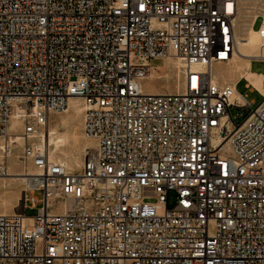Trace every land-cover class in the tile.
Here are the masks:
<instances>
[{"label":"built area","instance_id":"obj_1","mask_svg":"<svg viewBox=\"0 0 264 264\" xmlns=\"http://www.w3.org/2000/svg\"><path fill=\"white\" fill-rule=\"evenodd\" d=\"M237 14L238 0H0V179L14 155L24 178L0 264H264V88L246 80L255 104L210 74L237 51ZM257 32L264 64V18ZM170 57L182 89L145 91ZM71 97L94 142L77 170L43 143Z\"/></svg>","mask_w":264,"mask_h":264},{"label":"bare ground","instance_id":"obj_2","mask_svg":"<svg viewBox=\"0 0 264 264\" xmlns=\"http://www.w3.org/2000/svg\"><path fill=\"white\" fill-rule=\"evenodd\" d=\"M243 4H248V2H255L254 9L256 13L253 14L252 20L250 24H238L236 18L235 24V35L237 42V51L234 56L227 62H222L215 64L211 67L210 74L213 82H216L220 85L223 84H235L241 77L248 79L247 81L252 85L253 88L257 90L259 88V92L263 91V76L262 74L253 73L250 71L251 67V56H254L258 53V49L260 44H263V40L260 39L257 30H254V24L257 21V11L261 10L260 5L262 0H242ZM239 15V7L238 14ZM264 18V14L260 17ZM162 62H167L166 64L172 63L181 71V64L177 58H167L164 60H159L156 63L157 67L160 66ZM222 64V65H221ZM159 69V68H158ZM153 70V69H152ZM223 71H227V74H224ZM154 73V72H153ZM151 72L144 78L141 83L143 86V82L145 80H152ZM179 75V73H177ZM159 75V74H158ZM182 76V75H181ZM168 82V81H167ZM225 82V83H223ZM238 84V83H237ZM171 85L176 87V91H180L183 86V78L182 80H174L171 81ZM169 87V86H168ZM144 88V87H143ZM161 91H155L154 93H160ZM84 109L83 100L80 97H71L68 100L66 108L59 112H55L51 115L47 132L43 136V143L45 148L48 150V158L50 161L58 162L64 165L69 170H77L81 167L83 158L77 156L75 154V150L79 145V134L77 133V129L75 128V124L72 123L75 118L81 114ZM58 114V120H51L53 116ZM82 119V118H81ZM18 122L13 119L12 125H16ZM84 134V133H83ZM81 135L83 140L85 141L82 150L87 148H91L94 146L93 140L87 138L85 135ZM84 152V151H83ZM16 158V155L11 156ZM17 161V159H16ZM18 163V162H16ZM19 170L14 169L12 165L11 174L12 176L0 179V186H8L13 183H19L23 185L24 178L21 176H16L14 174H19ZM29 172H33V168H28ZM15 190V189H14ZM21 191V189H20ZM20 192L12 193L10 198L6 197V191L4 189L0 192V213L2 214H10V215H18L21 214V207L19 205ZM11 207V211L9 208Z\"/></svg>","mask_w":264,"mask_h":264},{"label":"rangeland","instance_id":"obj_3","mask_svg":"<svg viewBox=\"0 0 264 264\" xmlns=\"http://www.w3.org/2000/svg\"><path fill=\"white\" fill-rule=\"evenodd\" d=\"M254 6H255V2L251 1V2H248V4H243L242 0H238L239 15L237 16V23L239 25L244 24V25H246L245 28H247V25L250 24V22L252 20L251 18L253 16V14L256 13ZM260 9L261 10L257 11L259 13V14H257L259 17H257V21L254 24V30H257V28L260 25V21L262 20V18H260V17L264 14V0L261 1ZM166 63L167 62H162L159 67L152 68L153 70L152 69L150 70V72L151 71H152V73L154 72L153 73L154 75H152V80L149 79V80H145L143 82V87H144L145 91H148V92H155V91L156 92L157 91L175 92L176 91V87L171 85V81L182 80L181 71H180V69H178L173 64V62L169 63V64H166ZM250 70L257 73V74H261V72L264 71V64L261 62L253 61L251 63ZM177 73H179V75ZM223 73L227 74L228 72L223 71ZM244 79L245 78L240 79V81L236 85V89L240 94L244 95L248 101H254L256 104L257 102H259L261 100V96L256 90H252L250 87H247V81L246 80H248V79H246V80H244ZM223 83H225V82H223ZM263 87H264V82H263ZM257 90H259V88H257ZM59 116L57 114V115L53 116L51 120L54 119L57 121L59 119L58 118ZM81 118H82V116L80 114L75 118V120L72 121V123L74 122L73 124H75V128L77 129V133L79 134V145L77 146V148L75 150V154L77 156H79L80 158L81 157L83 158V151L84 150H82V147L84 146L85 141L81 137V135L83 134L82 119ZM49 120H50V118H49ZM15 152L18 153L19 149H16ZM16 162L17 161H16L15 157H12V159L8 160L10 170L12 169V165L14 166V169H17V170L21 169V166L19 165V163H16ZM22 187H23V185H21L19 183H13V184H10V185L5 186V187L0 186V192L4 189V191H6V197L10 198V195L12 193H14V192L19 193L20 189ZM153 200L154 199H149L148 201H153ZM173 204H174V194L172 192H170L169 196H168V205H169V207H171ZM10 209H11V207L9 208V210ZM57 209H59V207ZM36 212H37V209L32 208V207L25 208V210H24V213L27 216H34L36 214Z\"/></svg>","mask_w":264,"mask_h":264},{"label":"crops","instance_id":"obj_4","mask_svg":"<svg viewBox=\"0 0 264 264\" xmlns=\"http://www.w3.org/2000/svg\"><path fill=\"white\" fill-rule=\"evenodd\" d=\"M252 63V62H251ZM251 71V70H250ZM251 72H253V71H251ZM253 73H255V72H253ZM242 78V77H241ZM240 78V79H241ZM240 79L235 83L236 85H237V83L240 81ZM263 82H264V78H263ZM264 88V87H263ZM9 211H11V210H9Z\"/></svg>","mask_w":264,"mask_h":264},{"label":"water","instance_id":"obj_5","mask_svg":"<svg viewBox=\"0 0 264 264\" xmlns=\"http://www.w3.org/2000/svg\"><path fill=\"white\" fill-rule=\"evenodd\" d=\"M156 63V62H155Z\"/></svg>","mask_w":264,"mask_h":264}]
</instances>
